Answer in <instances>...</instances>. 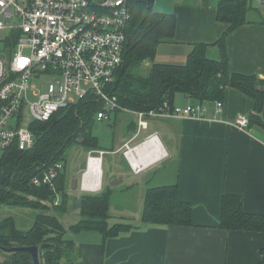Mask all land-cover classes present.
Listing matches in <instances>:
<instances>
[{"label": "trees", "instance_id": "1", "mask_svg": "<svg viewBox=\"0 0 264 264\" xmlns=\"http://www.w3.org/2000/svg\"><path fill=\"white\" fill-rule=\"evenodd\" d=\"M153 1L127 0L130 19L125 28L124 62L112 84L120 104L130 110L146 111L163 102L173 105L176 94L190 98L192 103L222 102L226 88L233 87L253 100V113L248 116V123L256 122L264 128V81L256 75L230 71L225 45L227 36L239 26L246 23L264 25V18L254 12V4L257 3L254 0H220L216 18L226 24L221 36L214 41L220 49V58H209L206 55L207 44L198 42L193 44L184 63L174 64L154 62L158 45L174 37L177 18L172 12L155 11ZM144 60L152 61L147 75L138 73ZM98 110L99 103L89 96L59 109L46 121L33 120L28 125L33 133L32 146L23 150L11 146L0 154V167L9 170V174L0 181V204L33 212V221L27 228L19 227L11 215L3 217L0 220V245L46 243L39 251L41 263L60 264L62 260L70 259L73 250L74 242L67 237L68 232L97 231L105 240L135 228V224L125 221L108 222L118 185L83 193L80 200H75L79 219L67 226L61 221L69 209L65 152L73 144L85 152L113 150L101 147L91 131ZM127 127L133 132L136 130L134 121ZM55 163H61V168L53 180V187L32 183L34 177L41 176ZM119 187L120 192H132L130 186ZM56 195L59 196L58 204H54ZM191 209L189 202L178 198L176 181L147 186L143 192L140 224L192 226ZM219 227L225 231L264 233V214L245 211L241 196L224 193ZM0 254V264H9L10 261L13 264H32L30 255L24 251L10 256ZM259 254L254 264H264V247Z\"/></svg>", "mask_w": 264, "mask_h": 264}, {"label": "crops", "instance_id": "2", "mask_svg": "<svg viewBox=\"0 0 264 264\" xmlns=\"http://www.w3.org/2000/svg\"><path fill=\"white\" fill-rule=\"evenodd\" d=\"M176 1L180 4L172 9L177 18L175 35L158 45L154 62L182 64L198 42L207 44L209 58L219 59L220 49L214 41L226 28L216 18L220 0ZM254 8L264 18V0L254 4ZM225 45L230 71L256 75L264 81V25L239 26L227 36ZM177 95L175 105L193 102L182 94V100L177 102L180 100ZM204 104L208 112L203 119H152L148 129L135 138L136 130L127 127L125 134L112 144L113 150L103 156L101 164L100 189L107 178L110 181L114 178L111 187L130 186L132 190L137 187L140 204L147 186L176 181L178 198L192 207V226L138 223L135 228L105 240L97 231L68 232L67 237L74 242L73 250L70 259L60 264H254L259 259L264 233L222 230L219 216L224 193L241 196L245 211L264 214V128L256 122L244 128L235 124L239 115L248 117L253 113L252 98L236 88H226L220 115L213 112L214 102ZM115 116L116 120L117 113ZM214 116L215 122L207 120ZM151 132L157 133L164 155L135 174L120 146L129 139L138 142ZM0 168L3 169L1 181L9 170ZM70 191L73 194L81 190L72 184ZM73 209L77 217L78 209ZM121 209L127 211L125 207Z\"/></svg>", "mask_w": 264, "mask_h": 264}, {"label": "built area", "instance_id": "3", "mask_svg": "<svg viewBox=\"0 0 264 264\" xmlns=\"http://www.w3.org/2000/svg\"><path fill=\"white\" fill-rule=\"evenodd\" d=\"M129 19L127 0H0V154L11 146L30 148L31 121H46L59 109L89 96L99 103L97 120L111 121L116 111L134 114V138L148 129L152 119L205 117L204 103L163 102L146 111L120 104L112 84L124 62ZM222 107L221 101H214V114L220 115ZM207 120L216 121L215 116ZM234 122L244 128L248 117L239 115ZM120 150L135 174L164 155L156 132L138 142L129 139ZM106 153L88 152L80 190L100 189L101 185L94 189V178L85 174L91 159L101 165ZM60 168L61 163H55L31 181L53 187ZM58 203L56 195L54 204Z\"/></svg>", "mask_w": 264, "mask_h": 264}, {"label": "rangeland", "instance_id": "4", "mask_svg": "<svg viewBox=\"0 0 264 264\" xmlns=\"http://www.w3.org/2000/svg\"><path fill=\"white\" fill-rule=\"evenodd\" d=\"M177 4H180V3H178V1L176 0H154L153 8L155 11H159V12L174 13L172 9ZM151 63L152 61L146 64H142L138 68V73L142 75H147L150 71ZM42 78L46 79L45 76H43ZM176 97L180 98V100H177V102L178 101L180 102L183 96L181 94H178ZM131 121H135L134 114H132L131 112L120 111V112H117L116 120L113 118L111 119V121L95 119L92 123L91 131L97 137L98 144L101 147L110 148L112 147L113 143H115L123 134H125L127 125ZM29 122L30 120L27 123ZM87 155H88V152H85L77 144L71 145L68 148V150L65 152V158H66L65 161L67 162V185H68L67 192L68 194L71 193L70 186L72 184L77 186V188L80 187L81 174L86 169ZM116 161L119 162L120 160L116 159ZM2 170L3 169L0 168V176L3 172ZM108 179L109 178H107L105 184L100 189L101 191L104 190L107 186L112 185V183L115 184L114 181L116 180H114V178H111V181L110 179L109 180ZM104 181H105V177H104ZM119 190H120V187H118L115 190V193L113 195L112 204L110 207L111 217L108 219V222L113 223L117 221H125V222H129L133 224L140 223L139 216H140V209L142 206V202L141 204L139 203V200H140L139 189L137 187L134 188L130 194H128L127 192H123V191L122 193ZM83 193H85V191L81 190L80 192L76 191L73 194H69L68 208L70 209H68L69 211L67 210L68 215L67 216L63 215L61 217V221L65 225H68L79 219V215L76 217L73 214L74 213L73 207H75V200L80 199L79 197ZM126 196H128V198H126ZM70 203H71V206H70ZM123 207H125V209L127 210L126 212L121 209ZM128 211H131V213H129ZM8 215L15 217L17 225L23 228L29 227L33 221V212H31L30 210L26 208H22V207L0 204V220L3 217L8 216ZM124 215H127V216L131 215L132 218L124 217Z\"/></svg>", "mask_w": 264, "mask_h": 264}, {"label": "water", "instance_id": "5", "mask_svg": "<svg viewBox=\"0 0 264 264\" xmlns=\"http://www.w3.org/2000/svg\"><path fill=\"white\" fill-rule=\"evenodd\" d=\"M146 63L147 60H144L143 64ZM46 245H47L46 243H40L39 245H31V246H11V247H4L0 245V252L6 256H10L13 253L24 251L30 255L32 264H41L39 251L41 248H44ZM9 264H13L12 261H10Z\"/></svg>", "mask_w": 264, "mask_h": 264}, {"label": "bare ground", "instance_id": "6", "mask_svg": "<svg viewBox=\"0 0 264 264\" xmlns=\"http://www.w3.org/2000/svg\"><path fill=\"white\" fill-rule=\"evenodd\" d=\"M85 177L94 178L92 182V187L99 188L101 182V165L98 159H91L88 169L86 171ZM85 185V184H84ZM86 187V185H85ZM87 188V187H86Z\"/></svg>", "mask_w": 264, "mask_h": 264}]
</instances>
